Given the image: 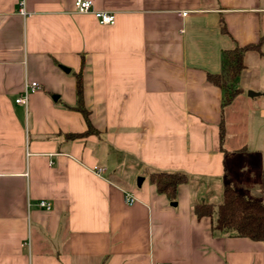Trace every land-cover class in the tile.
<instances>
[{"label": "crops", "instance_id": "1", "mask_svg": "<svg viewBox=\"0 0 264 264\" xmlns=\"http://www.w3.org/2000/svg\"><path fill=\"white\" fill-rule=\"evenodd\" d=\"M75 1L0 0V264H264V242L216 226L225 185L264 201V0H89L114 25ZM259 44L234 82L259 95L225 105L209 74ZM80 70L96 133L74 139ZM152 172L189 181L171 198Z\"/></svg>", "mask_w": 264, "mask_h": 264}, {"label": "trees", "instance_id": "2", "mask_svg": "<svg viewBox=\"0 0 264 264\" xmlns=\"http://www.w3.org/2000/svg\"><path fill=\"white\" fill-rule=\"evenodd\" d=\"M250 50H260L259 45L236 47L232 51H226L225 69L221 74H209V81L225 91V105H228L235 96L241 93V88H235L234 82L244 70V54ZM84 71L76 74L77 102L73 109L81 113L85 118L88 129L82 134H70V138H82L96 133L90 120V113L84 103ZM224 121L221 120L220 138L224 140ZM149 180L162 194L174 198L179 187L188 183L189 177L183 172H152ZM217 209V228L222 231L234 232L236 236L248 238L253 241L264 242V201L252 200L240 195L233 186L225 185L222 193V203ZM211 204L201 202L195 206L198 217L210 216L215 212Z\"/></svg>", "mask_w": 264, "mask_h": 264}, {"label": "built area", "instance_id": "3", "mask_svg": "<svg viewBox=\"0 0 264 264\" xmlns=\"http://www.w3.org/2000/svg\"><path fill=\"white\" fill-rule=\"evenodd\" d=\"M20 5V12L21 14L25 15V0H19ZM75 12L79 14H93L95 18L99 21L102 25H114L116 21V17L114 13L107 12V11H95L93 10V4L89 0H76L74 2ZM188 12H183L182 16L186 17ZM40 88L38 82H31L25 86V89L21 93V95L17 98L16 103L27 106L29 102V96L33 94L36 90ZM98 172H103V169L97 168ZM127 203L132 205L135 203V198L127 194L126 196ZM40 206L45 208L46 210L51 209V204L47 201H41Z\"/></svg>", "mask_w": 264, "mask_h": 264}, {"label": "rangeland", "instance_id": "4", "mask_svg": "<svg viewBox=\"0 0 264 264\" xmlns=\"http://www.w3.org/2000/svg\"><path fill=\"white\" fill-rule=\"evenodd\" d=\"M251 76V78H252V80H253V82L257 85L258 83H263V79H264V73H253V74H251L250 75ZM249 76V77H250ZM243 83V82H242ZM264 84V83H263ZM243 85H244V83H243ZM243 85H239V88L240 87H242V91H241V94L240 95H242V96H244V97H246V96H249V92L251 91H253V90H249V89H247V88H244V86ZM235 86V85H234Z\"/></svg>", "mask_w": 264, "mask_h": 264}, {"label": "water", "instance_id": "5", "mask_svg": "<svg viewBox=\"0 0 264 264\" xmlns=\"http://www.w3.org/2000/svg\"><path fill=\"white\" fill-rule=\"evenodd\" d=\"M66 71H68V70H66ZM257 95H259L258 93H254V92H249V96H252V97H254V96H257ZM143 182V178H139L138 179V186H141V183Z\"/></svg>", "mask_w": 264, "mask_h": 264}]
</instances>
